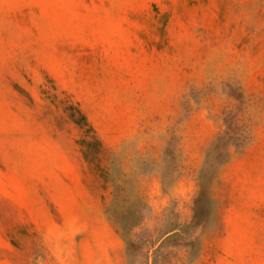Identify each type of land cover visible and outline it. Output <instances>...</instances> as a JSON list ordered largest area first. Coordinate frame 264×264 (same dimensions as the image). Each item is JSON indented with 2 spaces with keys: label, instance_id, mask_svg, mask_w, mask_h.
Wrapping results in <instances>:
<instances>
[{
  "label": "rangeland",
  "instance_id": "obj_1",
  "mask_svg": "<svg viewBox=\"0 0 264 264\" xmlns=\"http://www.w3.org/2000/svg\"><path fill=\"white\" fill-rule=\"evenodd\" d=\"M0 264H264V0H0Z\"/></svg>",
  "mask_w": 264,
  "mask_h": 264
},
{
  "label": "trees",
  "instance_id": "obj_2",
  "mask_svg": "<svg viewBox=\"0 0 264 264\" xmlns=\"http://www.w3.org/2000/svg\"><path fill=\"white\" fill-rule=\"evenodd\" d=\"M71 120L81 129V137L77 140L83 157L87 163H98L99 154L102 150V142L91 123L88 121L84 113L74 105L68 108Z\"/></svg>",
  "mask_w": 264,
  "mask_h": 264
}]
</instances>
